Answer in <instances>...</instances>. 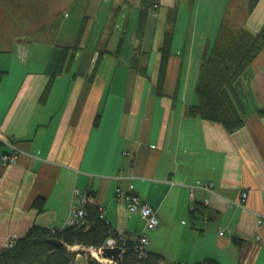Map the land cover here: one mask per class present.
<instances>
[{
    "label": "crops",
    "instance_id": "0c3cea01",
    "mask_svg": "<svg viewBox=\"0 0 264 264\" xmlns=\"http://www.w3.org/2000/svg\"><path fill=\"white\" fill-rule=\"evenodd\" d=\"M158 1L157 23L150 26L148 17L142 41L135 37L140 9H125L121 53H104L96 70L97 54H77L72 70L55 78L44 101L67 47L61 32L43 42L27 36L0 46V157L11 154L12 146L18 157L12 166L0 163V251L32 226L65 228L79 208L76 194H88L115 235L134 242L145 233L147 252L166 264H264V224L257 223L264 217V118L257 116L264 109V49L234 85L244 112L240 129L228 133L191 119L187 110L197 104L205 43L231 0L217 1L223 14L201 38L190 36L188 28L180 38L177 16L161 95L156 81L168 29L165 11L181 0ZM198 1L188 0L189 8ZM98 21L102 17L94 25ZM55 24L47 21L45 38ZM246 28L253 34L264 28V0ZM111 42L107 49H113ZM204 185L211 190H202ZM130 186L156 209V229L143 231L141 218L128 212L123 196ZM38 199L40 210L34 207Z\"/></svg>",
    "mask_w": 264,
    "mask_h": 264
},
{
    "label": "trees",
    "instance_id": "16d2710c",
    "mask_svg": "<svg viewBox=\"0 0 264 264\" xmlns=\"http://www.w3.org/2000/svg\"><path fill=\"white\" fill-rule=\"evenodd\" d=\"M235 1L231 0L226 15L232 6L236 7ZM259 1L238 0V3L245 6L246 12L245 19L240 26L235 27L233 20L228 22L223 20L213 38L205 43L195 86L197 104L188 108L189 118L220 125L228 133L243 126L244 112L234 92V85L264 49V28L255 34L246 28V21ZM158 6L157 0H140L135 36L138 42L142 41L145 36L150 11L157 10ZM177 16L176 6L167 9L165 22L168 24L166 25L168 29L163 34L159 48L160 60L156 81L158 95H161L171 55ZM85 26V22L82 23L76 44L61 49L54 76L42 95V101L48 96L55 78L72 70L76 52L80 51V41L83 39ZM122 44L123 39L121 38L119 49ZM119 49L114 56L118 55ZM102 56V53L98 55L94 70L97 69ZM137 65L138 61L133 58L131 68L137 69ZM141 69V72H144V69ZM2 75L0 73V79ZM257 116L264 118V109L259 110ZM98 121L99 116L94 126H97ZM42 204V201L38 199L34 207L40 210ZM84 211L85 216L78 226H66L61 230L32 226L23 237L14 240L12 247L0 251V264H75L78 254L72 253L69 248L99 249L110 237H118L113 233L110 225L100 218V212L96 206L86 205ZM50 241H57L61 243V246L55 247L50 244ZM136 244L137 241L128 240L122 247L121 260L116 264H166L160 257L148 252L146 255H140L135 248ZM85 264L97 263L86 259Z\"/></svg>",
    "mask_w": 264,
    "mask_h": 264
},
{
    "label": "rangeland",
    "instance_id": "374dc122",
    "mask_svg": "<svg viewBox=\"0 0 264 264\" xmlns=\"http://www.w3.org/2000/svg\"><path fill=\"white\" fill-rule=\"evenodd\" d=\"M187 1L181 0L180 3H176L178 6H173L178 9L176 28L179 29V36L180 38H183V36L186 38L187 32L185 34V29L188 28L190 36L196 35L197 38H201L211 28L212 23L214 25V21L220 19L224 10L218 7V0H199L193 10L189 8ZM157 2L159 3L158 0ZM235 4L236 7L232 6L228 15L225 13L223 20L225 22L233 20L235 27H238L245 19L246 12L245 6L238 3V0L235 1ZM131 8L140 9V0H0V46H3L5 42L9 43L13 38L20 40L25 39L27 36L38 42H43L42 40L45 39L51 40V38L56 37L54 34L60 31L62 44L65 43L67 47H71L76 44L78 31L82 23L85 22V33L80 41V51L76 52V55L85 50L93 52L97 56L100 53L114 55L119 49L120 39L127 26V23H123L121 20V16L125 9L130 10ZM60 13L62 14L60 15ZM64 13L66 14L64 15ZM95 17H102L104 23L100 33H98V30L103 23L98 21L94 25ZM148 17L150 18V26L157 23L156 10L150 11ZM64 18L67 27L60 30ZM103 18L105 19L103 20ZM49 20L56 22V24L53 27L54 30H51L53 31L50 34L51 36L45 38L43 28ZM165 21V25H168ZM91 29L92 32L94 30V33L89 45L86 47V38L89 33L91 34ZM117 29L120 30L119 33ZM117 33L120 34V37L113 40L112 43L110 40ZM109 42L114 44L111 50L110 45H108ZM108 46L110 48L107 49ZM122 47L123 44L118 54L121 53ZM78 255L79 258H76L75 264H85L86 259L93 260L87 252L80 251Z\"/></svg>",
    "mask_w": 264,
    "mask_h": 264
},
{
    "label": "built area",
    "instance_id": "2783aa9c",
    "mask_svg": "<svg viewBox=\"0 0 264 264\" xmlns=\"http://www.w3.org/2000/svg\"><path fill=\"white\" fill-rule=\"evenodd\" d=\"M13 152L11 154H3L0 157V163L4 167L12 166L17 161V151L15 147L12 146ZM1 183V179H0ZM204 191H210L211 186L210 185H204L202 188ZM120 191L116 190V195L119 196ZM76 196L79 197V208L71 213V217L67 223V226H78L81 224V220L85 216L84 207L86 205L95 206V203L93 199L88 194H76ZM247 195L242 194L241 195V201H245ZM123 200L126 204L127 210L131 215H138L141 220L143 221V231H150L154 230L158 226V214L156 209H154L152 206L145 204L142 202L134 193L133 188L130 186L128 189V192L123 196ZM207 204V203H206ZM237 207H243L242 204H237ZM100 212V218L103 219L102 211L99 209ZM258 225L261 226L264 224V217H258ZM222 233V232H221ZM128 241L125 237H110L106 240L104 245L99 249H85L81 247H72L69 248V251L72 253L79 254L80 251L87 252L91 255L92 259L97 264H116L113 262H110L108 260L102 259V251L104 249L114 250V249H121L122 253V247L124 244ZM137 244L135 248L140 253V255H146V247L148 244L147 237L145 233H142L137 238ZM14 240L10 241L8 244H6L5 248H10L13 245ZM79 257V255L76 256V258Z\"/></svg>",
    "mask_w": 264,
    "mask_h": 264
},
{
    "label": "water",
    "instance_id": "95a60500",
    "mask_svg": "<svg viewBox=\"0 0 264 264\" xmlns=\"http://www.w3.org/2000/svg\"><path fill=\"white\" fill-rule=\"evenodd\" d=\"M50 244H52L55 247L61 246V243L57 241H50ZM121 255H122L121 249H114V250L104 249L102 251V259L108 260L113 263H119L121 260Z\"/></svg>",
    "mask_w": 264,
    "mask_h": 264
}]
</instances>
